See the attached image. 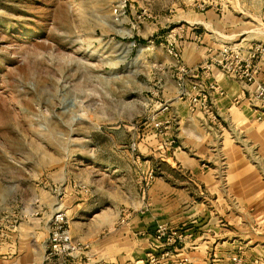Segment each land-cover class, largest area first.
Returning <instances> with one entry per match:
<instances>
[{
	"label": "rangeland",
	"instance_id": "1",
	"mask_svg": "<svg viewBox=\"0 0 264 264\" xmlns=\"http://www.w3.org/2000/svg\"><path fill=\"white\" fill-rule=\"evenodd\" d=\"M194 28L219 48L264 45V0H0V242L48 199L68 228L106 206L125 226L180 190L194 206L214 203L196 170L177 163L196 153L171 111L185 64L178 45ZM199 167L216 171L217 239L236 241L241 264L260 245L245 264H264V211L232 208L224 166ZM159 226L178 232L162 222L153 238Z\"/></svg>",
	"mask_w": 264,
	"mask_h": 264
},
{
	"label": "crops",
	"instance_id": "2",
	"mask_svg": "<svg viewBox=\"0 0 264 264\" xmlns=\"http://www.w3.org/2000/svg\"><path fill=\"white\" fill-rule=\"evenodd\" d=\"M187 32H190L186 35L189 42L180 43L178 50L185 63L183 65L194 69L204 63L209 52H215L219 47L213 37L206 35V31L194 28ZM257 80L264 85V65ZM204 85L207 89L215 86L222 93L211 95L219 125L201 114L191 116L187 102H175L171 111L179 112L181 117L178 138L182 146H191L196 153V160H189L184 155L177 163L186 172L196 170V183L206 186L205 193L216 196L214 203L203 200L194 206L195 203H187L190 199L186 198L184 190H180L182 193H178L177 199H168V203L161 206L150 205L148 211L135 213L125 226L118 224L119 215L112 206L93 212L92 208L83 209L85 204L77 205L74 212L83 211L70 221L69 231L73 239L88 246V264H145L147 256L157 247L153 239L154 227L162 222H169L177 227L179 233H186L191 238L185 249L174 256V264L179 260L189 264H231L236 241L227 238L221 242L217 239L224 236L220 225L224 222L213 209L223 205L212 181L216 171L202 172L199 164L224 166L228 196L235 200L234 203L232 199L228 202L232 208L241 212L264 211V119L258 120L262 112H256L249 103L253 88L243 87L213 68ZM169 92L174 94L173 87ZM235 101L238 104H234ZM46 204H40L35 216L27 214L24 221L10 228L6 238L0 242V264H42L48 220L56 209L55 200L48 199ZM196 229L200 233L192 236ZM260 248L257 245L249 249L243 263Z\"/></svg>",
	"mask_w": 264,
	"mask_h": 264
},
{
	"label": "built area",
	"instance_id": "3",
	"mask_svg": "<svg viewBox=\"0 0 264 264\" xmlns=\"http://www.w3.org/2000/svg\"><path fill=\"white\" fill-rule=\"evenodd\" d=\"M173 49L168 51L172 55ZM264 65V45L237 43L224 44L215 52H209L204 63L194 69L184 65L178 67L175 79L176 102H187L188 113L201 114L206 120L219 125L211 100L212 93L222 95L219 89L211 86L207 89L204 81L208 80L210 69H216L222 75L243 87L253 88L249 103L256 112H262L258 120L264 119V85L257 78ZM234 104H238L237 101ZM151 179V175L149 176ZM157 244L154 253L146 258L147 264H174L173 259L183 251L188 243V236L166 226L157 227L154 233ZM88 246L81 244L70 235L67 222L59 210L53 212L48 220L47 241L42 264H81L89 263ZM232 264H241L238 257L231 258ZM175 264H189L185 260Z\"/></svg>",
	"mask_w": 264,
	"mask_h": 264
}]
</instances>
